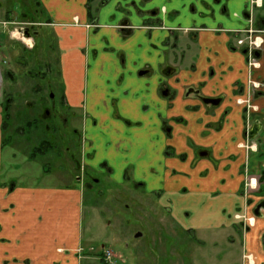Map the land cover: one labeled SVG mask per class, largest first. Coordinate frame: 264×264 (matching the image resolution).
<instances>
[{"label": "crops", "instance_id": "0c3cea01", "mask_svg": "<svg viewBox=\"0 0 264 264\" xmlns=\"http://www.w3.org/2000/svg\"><path fill=\"white\" fill-rule=\"evenodd\" d=\"M251 1L39 0L48 15L45 25L57 38L67 103L83 115L86 166H103L109 178L133 181L158 196L174 223L194 228V235L209 227L228 234L238 230V264L244 250L264 264V213L246 233L234 220L246 173L264 174V98L255 101L263 111L249 122L236 103L247 81L246 56L236 41L249 27ZM259 1L252 27L263 44L255 78L264 80V0ZM9 26L0 34L1 49ZM5 64L0 53V264H94L66 237L65 205L49 206L38 221V196L71 195L77 203L75 192L9 189L2 183ZM253 123L260 126L258 150L246 155L240 144ZM100 144L109 148L97 157ZM113 153L115 163L107 157ZM184 179L199 182L197 194L182 188ZM224 197L232 208L221 202ZM193 203L204 211L198 225L187 210Z\"/></svg>", "mask_w": 264, "mask_h": 264}, {"label": "rangeland", "instance_id": "374dc122", "mask_svg": "<svg viewBox=\"0 0 264 264\" xmlns=\"http://www.w3.org/2000/svg\"><path fill=\"white\" fill-rule=\"evenodd\" d=\"M37 5H40L39 0H0V34L4 33L1 21L7 17L17 22L7 30L8 34L12 29L21 28L24 33L28 28L34 41V48L29 49L8 36L6 49L0 48L6 62L3 66L12 80L10 83V79L4 78L6 95L11 100L8 112L3 113L6 124L1 152L4 186L75 192L77 203L71 195L38 196V221L46 216V208L65 205L62 214L66 237L84 256L95 259L94 264H238L241 253L238 230L229 233L234 243L226 231L210 227L195 231L194 235V228H181L174 223L158 196L147 194L133 181L119 183L109 178L103 166L92 169L86 166L84 156L89 152L84 143L88 138L80 129L83 115L80 110L66 111L65 104L61 103L57 38L53 29L45 25L42 5ZM30 24L38 26H28ZM23 41L30 43L28 39L23 38ZM36 88L38 90H33ZM49 94L53 99H49ZM42 99L43 109L38 106ZM53 125L57 128L55 134L51 132ZM108 148L100 144L97 157L102 149ZM107 157L115 163L114 153ZM247 181L249 183L250 179ZM198 184L184 179L182 188H190L197 194ZM257 191L251 184L249 194L252 198L255 195V204L261 198ZM11 200L19 202L15 196ZM227 200L224 197L221 202L224 204ZM231 203L228 201L226 205L232 208ZM196 207L193 203L187 210L194 214V223L198 225L203 222L199 218L204 211ZM187 218L190 217L184 212L183 219ZM56 219L55 214L53 220ZM57 233L58 230L50 237ZM106 251L113 255L110 263L102 260Z\"/></svg>", "mask_w": 264, "mask_h": 264}, {"label": "flooded vegetation", "instance_id": "af4514ba", "mask_svg": "<svg viewBox=\"0 0 264 264\" xmlns=\"http://www.w3.org/2000/svg\"><path fill=\"white\" fill-rule=\"evenodd\" d=\"M37 6H41V4L37 5ZM251 6L247 12V15L249 16V27L247 30L242 31V33H244V37L241 39H238L236 41L237 48H239L246 56V69H247V81H246V85H245L246 87L245 88L242 87L239 90L240 99H238L236 101V103L238 105L244 106V108H245L244 109L245 110L244 116H245L246 121H248V122H249V119H251L250 117L252 116L253 113L260 114L263 111L261 108L258 107V105H255V101L259 98H264V80L259 79V78H255V71L260 69L259 56L261 55V50H262L261 48H262L263 41L261 40L262 38L259 36L260 31H257L256 29H254L252 27V25H253V8L260 7V1L259 0H252ZM41 13L44 14L45 19L48 18V15L44 9H41ZM76 20H77V24H78V19H76ZM93 22H95V20ZM124 23H129V20H127V21L125 20ZM15 24H17V22L14 21V22H12V24H10V26L9 25L8 26L11 27ZM18 24H20V23H18ZM125 25H127V24H125ZM28 26H38V24H30ZM95 28H96V26L93 25V29H95ZM25 37H27L28 40H32L31 39L32 35H31V33H29L28 28L24 30V38ZM249 38H251V39H249ZM256 38H257V41L255 40ZM31 43H32L31 47H28V46H26V47L29 49H33L34 48V41H31ZM5 76L8 80L9 79L11 80L10 73L8 71L5 72ZM60 76H61V71H60ZM41 78H43V77H41ZM41 80H43V79H40V81ZM11 82H12V80L10 81V83ZM61 88H62L61 103L65 104L66 111H71V112L76 111L77 109L69 106L67 103V100L65 97V87H64L62 79H61ZM33 90L36 91V90H38V88L33 89ZM37 94H40V93H37ZM6 99H8V100H6ZM49 99H53L52 94H49ZM10 102H11L10 98L6 96L4 111H3L4 113L8 112ZM38 103H39L38 106L41 109L45 108L44 99L40 100ZM4 125L6 128L5 122L3 123V127H4ZM54 126H56V125L52 126L51 132L55 134V132H56L55 129H57V128ZM248 127H250V128H248L246 130L244 137H243V141L240 144L241 149H243V151L245 152L246 155H248L251 152H257L259 143H258V141H256V137L260 133L259 124L253 123L252 126H248ZM80 129L84 135L83 121L81 122ZM254 129L256 130V132L251 137L249 135V132L254 131ZM4 132H5V129L3 128V133ZM260 144H261V141H260ZM262 145H264V139H263ZM200 154L202 155L201 152L199 153V155ZM248 179H250L249 183L247 181ZM263 182H264V174H263V176H260L259 178L247 176V173L245 175V180L243 182L241 191L239 193L240 197L242 198V203L239 205V207L235 211L236 213L234 215L235 223L238 225V228L241 229L243 233H246V231L253 228L255 226L256 219L259 218V216H261L264 213V188H263V185L261 184ZM251 184H254V187L256 186L258 188L257 192L261 195L260 196V195H258V193H256V195L261 197L259 199V202H257V204L254 203L255 200L253 199V198H256L255 195H253L254 197L252 198L251 194H249V190H251ZM152 196H154V195H152ZM262 244L264 247V235H263V239H262ZM241 264H256L255 256L244 250L242 252V255H241Z\"/></svg>", "mask_w": 264, "mask_h": 264}, {"label": "built area", "instance_id": "2783aa9c", "mask_svg": "<svg viewBox=\"0 0 264 264\" xmlns=\"http://www.w3.org/2000/svg\"><path fill=\"white\" fill-rule=\"evenodd\" d=\"M2 27L6 28V26L12 24V22H1ZM23 30L21 28L19 29H14L11 31L10 36L13 37L16 40H21L23 41L24 38V33L22 32ZM113 255L110 251H106L104 256H103V261L110 263Z\"/></svg>", "mask_w": 264, "mask_h": 264}, {"label": "water", "instance_id": "95a60500", "mask_svg": "<svg viewBox=\"0 0 264 264\" xmlns=\"http://www.w3.org/2000/svg\"><path fill=\"white\" fill-rule=\"evenodd\" d=\"M205 103H211V104H216L218 101L217 100H213V99H205L204 100ZM256 130L254 129V131L249 132V135L252 137L255 134Z\"/></svg>", "mask_w": 264, "mask_h": 264}, {"label": "trees", "instance_id": "16d2710c", "mask_svg": "<svg viewBox=\"0 0 264 264\" xmlns=\"http://www.w3.org/2000/svg\"><path fill=\"white\" fill-rule=\"evenodd\" d=\"M48 19H46V21H47ZM4 129H5V125H4V127H3Z\"/></svg>", "mask_w": 264, "mask_h": 264}]
</instances>
